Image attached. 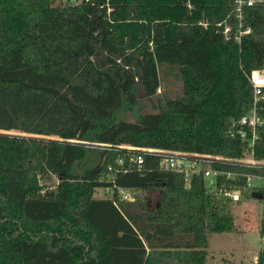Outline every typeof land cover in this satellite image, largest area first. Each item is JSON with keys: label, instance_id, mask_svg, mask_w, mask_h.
<instances>
[{"label": "trees", "instance_id": "obj_1", "mask_svg": "<svg viewBox=\"0 0 264 264\" xmlns=\"http://www.w3.org/2000/svg\"><path fill=\"white\" fill-rule=\"evenodd\" d=\"M231 12V0H0V264H149L143 243L206 263V233L232 232L234 218L202 178L187 189L146 155L141 172L115 182L154 193L152 208L148 196L94 195L110 185L120 145L242 155L226 130L252 105L264 7L244 9L252 32L240 44L217 25H234ZM158 64L179 67L182 98L152 101ZM255 155L264 157V138Z\"/></svg>", "mask_w": 264, "mask_h": 264}, {"label": "built area", "instance_id": "obj_2", "mask_svg": "<svg viewBox=\"0 0 264 264\" xmlns=\"http://www.w3.org/2000/svg\"><path fill=\"white\" fill-rule=\"evenodd\" d=\"M88 0H67L71 4H79ZM233 18L225 19L217 24L222 27L224 38L235 40L240 44L244 37L251 34L252 29L244 26V9L264 7V0H231ZM199 25L206 26L204 23ZM248 80L252 86L251 108L239 119L229 123L226 130L227 138L241 143L244 150L240 157H224L211 154L189 153L161 149L120 145L117 148L125 154L116 159L115 166H109L108 179L110 184L104 187L106 199L116 202L134 203L137 200V191L116 185L118 174L129 171L141 172L144 167L145 156L155 155L158 158L159 169L181 175L185 188H189L195 178H202L207 196L217 200L221 205L228 207L252 198L253 193L261 194L260 199L264 207V157H256V149L264 138V62L250 71ZM112 150L111 145L94 144ZM102 180V179H101ZM103 181V180H102ZM264 229V220L260 224V233ZM261 242L264 246V232L261 233ZM260 252H264V247Z\"/></svg>", "mask_w": 264, "mask_h": 264}, {"label": "rangeland", "instance_id": "obj_3", "mask_svg": "<svg viewBox=\"0 0 264 264\" xmlns=\"http://www.w3.org/2000/svg\"><path fill=\"white\" fill-rule=\"evenodd\" d=\"M160 87L152 97L155 104L162 105L165 101L177 100L183 96V84L179 67L169 64L157 66ZM141 114L153 113L146 107L140 108ZM119 118L133 122L132 113H120ZM10 134H18L10 132ZM91 165L97 163V155L91 156ZM154 193L137 192V201L150 197L149 207H153ZM95 198H104L103 188L95 190ZM228 212L234 218V230L230 233L207 232V259L205 264H256L259 252L263 249L261 242L260 224L264 220V207L261 202L249 198L242 202L228 206ZM189 237V236H187Z\"/></svg>", "mask_w": 264, "mask_h": 264}, {"label": "crops", "instance_id": "obj_4", "mask_svg": "<svg viewBox=\"0 0 264 264\" xmlns=\"http://www.w3.org/2000/svg\"><path fill=\"white\" fill-rule=\"evenodd\" d=\"M184 237L187 238V240L190 238L187 236ZM143 244L146 250V257L149 256V264H182L178 260L161 253L162 251L160 249L149 248L146 243ZM170 251L173 252L172 250Z\"/></svg>", "mask_w": 264, "mask_h": 264}, {"label": "water", "instance_id": "obj_5", "mask_svg": "<svg viewBox=\"0 0 264 264\" xmlns=\"http://www.w3.org/2000/svg\"><path fill=\"white\" fill-rule=\"evenodd\" d=\"M252 197H253L254 199H260V198H261V194H259V193H253V194H252Z\"/></svg>", "mask_w": 264, "mask_h": 264}]
</instances>
